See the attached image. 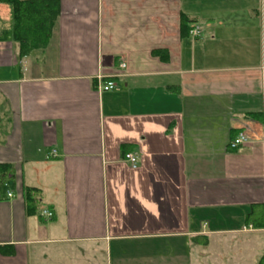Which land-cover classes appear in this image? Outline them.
I'll return each instance as SVG.
<instances>
[{"label": "crops", "instance_id": "obj_1", "mask_svg": "<svg viewBox=\"0 0 264 264\" xmlns=\"http://www.w3.org/2000/svg\"><path fill=\"white\" fill-rule=\"evenodd\" d=\"M6 6L0 264H264V0H59L22 57Z\"/></svg>", "mask_w": 264, "mask_h": 264}, {"label": "trees", "instance_id": "obj_2", "mask_svg": "<svg viewBox=\"0 0 264 264\" xmlns=\"http://www.w3.org/2000/svg\"><path fill=\"white\" fill-rule=\"evenodd\" d=\"M0 5L11 7L12 40L18 44L19 56H26L46 47L59 15V0H0ZM190 24L187 18H180L182 31L188 33ZM12 172L9 165H0V184L10 178ZM40 199L38 190L25 189L24 202L28 215L36 214Z\"/></svg>", "mask_w": 264, "mask_h": 264}, {"label": "built area", "instance_id": "obj_3", "mask_svg": "<svg viewBox=\"0 0 264 264\" xmlns=\"http://www.w3.org/2000/svg\"><path fill=\"white\" fill-rule=\"evenodd\" d=\"M190 34L192 37H197L199 35V29L198 28H193L190 31ZM122 68H124V65L121 66ZM115 87L114 82L112 81H105L101 84V88L100 90L103 92H109L112 91ZM248 142V138L247 135L244 132H239L228 144L229 148L231 149H236L239 146H242L244 144H246ZM52 155H54V152L51 153ZM124 162L127 163L131 168H136L137 164H138V157L137 155H135L134 153H127L124 155L123 157ZM8 198H11V194H7ZM43 216H45L46 218H51L52 217V213L51 212H43L42 214Z\"/></svg>", "mask_w": 264, "mask_h": 264}, {"label": "rangeland", "instance_id": "obj_4", "mask_svg": "<svg viewBox=\"0 0 264 264\" xmlns=\"http://www.w3.org/2000/svg\"><path fill=\"white\" fill-rule=\"evenodd\" d=\"M6 6V5H5ZM7 7V6H6ZM9 8V7H8Z\"/></svg>", "mask_w": 264, "mask_h": 264}]
</instances>
